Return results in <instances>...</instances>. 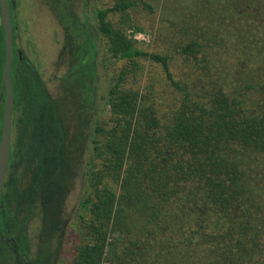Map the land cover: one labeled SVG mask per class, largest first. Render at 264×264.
I'll return each instance as SVG.
<instances>
[{
	"label": "trees",
	"instance_id": "trees-1",
	"mask_svg": "<svg viewBox=\"0 0 264 264\" xmlns=\"http://www.w3.org/2000/svg\"><path fill=\"white\" fill-rule=\"evenodd\" d=\"M175 2L165 54L110 19L138 6L154 12L146 0L96 11L110 57L133 71L142 58L159 63L171 96L126 88L130 69L112 79L66 231L72 264H264V0ZM51 178L38 182L42 191Z\"/></svg>",
	"mask_w": 264,
	"mask_h": 264
},
{
	"label": "rangeland",
	"instance_id": "rangeland-1",
	"mask_svg": "<svg viewBox=\"0 0 264 264\" xmlns=\"http://www.w3.org/2000/svg\"><path fill=\"white\" fill-rule=\"evenodd\" d=\"M116 1L14 0V49L21 51L24 62L14 63L12 68L16 102L12 158L4 188L12 199L20 197L18 210L25 216L17 215L8 236L16 242L26 220L23 226L32 243L31 254L25 241L19 240L18 245L33 264H72L74 233L66 231L76 220L83 196L94 127L109 115L107 91L112 79L132 67L131 62L110 57L100 40L96 11ZM146 1L154 12L138 6L126 14H111L110 19L116 26L127 21L122 25L129 35L134 34L140 47L169 53L166 40L176 19V0ZM132 25L142 30L130 28ZM1 27L0 14V53ZM173 65L178 71V61ZM125 86L145 94L154 87L157 93L171 96L163 67L147 58L137 61L135 71L130 69ZM2 106L3 100L0 116ZM41 158L48 164L43 175L35 176L34 171L42 167ZM46 174L52 178L42 191L38 182ZM0 264H16L1 240Z\"/></svg>",
	"mask_w": 264,
	"mask_h": 264
},
{
	"label": "water",
	"instance_id": "water-1",
	"mask_svg": "<svg viewBox=\"0 0 264 264\" xmlns=\"http://www.w3.org/2000/svg\"><path fill=\"white\" fill-rule=\"evenodd\" d=\"M14 0H0V14L4 31L5 59L2 73V83L5 93V106L3 112V124L0 133V206L7 176V170L12 158V123L15 109V78L12 68L15 59L14 28L12 20V7ZM20 56L21 53L19 52ZM22 57V56H21Z\"/></svg>",
	"mask_w": 264,
	"mask_h": 264
},
{
	"label": "flooded vegetation",
	"instance_id": "flooded-vegetation-1",
	"mask_svg": "<svg viewBox=\"0 0 264 264\" xmlns=\"http://www.w3.org/2000/svg\"><path fill=\"white\" fill-rule=\"evenodd\" d=\"M19 52H21L19 49H15V57L16 54L18 53V55L20 56ZM21 61L22 62L24 60L23 57H21ZM19 60V59H18ZM15 63V62H14ZM20 64V63H19ZM4 88L1 90V96H4ZM1 102V99H0ZM7 178V176H6ZM10 178V177H9ZM6 183V182H5ZM5 187V186H4ZM6 190L4 188L3 191V195H2V202H1V206H0V240L3 241V244H5V247L8 249V251L10 252L13 261H15L16 264H33L29 258L26 256L25 253H23L20 249H19V240L20 241H25L26 245H29L30 248L28 249L29 254H31V246L32 243L30 241H28V238L26 236V233H22L23 231H25L24 229V222H26V220L23 219L22 221V226H21V230L20 231V235L19 238H16V242L11 241V239L8 236V233L10 232V227H9V223H10V218L9 215L12 214V216H17L19 213V217L23 218L25 216H21V211L18 210L19 206H18V199H20V197H18V199L16 198H11V193L10 194H6ZM12 201H16L17 205L13 206ZM25 212L23 211L22 214H24ZM8 246V247H7ZM39 264H43V262L41 261Z\"/></svg>",
	"mask_w": 264,
	"mask_h": 264
}]
</instances>
